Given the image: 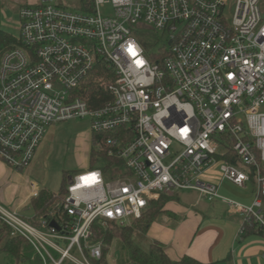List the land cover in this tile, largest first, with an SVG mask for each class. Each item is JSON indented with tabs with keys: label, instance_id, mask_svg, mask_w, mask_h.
<instances>
[{
	"label": "built area",
	"instance_id": "1",
	"mask_svg": "<svg viewBox=\"0 0 264 264\" xmlns=\"http://www.w3.org/2000/svg\"><path fill=\"white\" fill-rule=\"evenodd\" d=\"M6 2L16 7L0 0V160L25 170L50 127L89 119L122 162L111 179L73 176L39 222L0 205V228L31 247L23 264H98L95 227L131 225L180 192L221 201L242 235L251 225L264 236V0H26L17 37L3 30ZM98 67L112 73L110 99L91 109L76 91ZM213 168L240 189L253 178V202L204 180Z\"/></svg>",
	"mask_w": 264,
	"mask_h": 264
},
{
	"label": "crops",
	"instance_id": "2",
	"mask_svg": "<svg viewBox=\"0 0 264 264\" xmlns=\"http://www.w3.org/2000/svg\"><path fill=\"white\" fill-rule=\"evenodd\" d=\"M91 149L92 134L83 149V158L90 159ZM203 178L220 184L221 194L233 199L224 189L226 181L221 182L218 168L209 170ZM43 187L45 184L32 180L27 171H16L0 160V205L3 207L22 216L31 211V218L34 215L31 208L34 191L40 192ZM246 190L248 194L242 203L251 204L255 182H249ZM192 194L196 196L195 201H182L178 196L177 201L166 205V213L147 233L148 242L162 244L173 261L188 257L198 264H264V236L259 233L242 235V220L231 213L228 206L219 200L208 202L196 193Z\"/></svg>",
	"mask_w": 264,
	"mask_h": 264
},
{
	"label": "trees",
	"instance_id": "3",
	"mask_svg": "<svg viewBox=\"0 0 264 264\" xmlns=\"http://www.w3.org/2000/svg\"><path fill=\"white\" fill-rule=\"evenodd\" d=\"M95 73H98V76L90 79ZM111 76L112 73L106 68H96L80 88L77 89L76 95L85 100L91 109L100 108L110 99L109 94L103 86L104 82L108 83L111 80ZM106 137L107 135L105 134H92L89 166L91 170H101L107 179H111L118 173L114 169L121 168L122 162L116 157L109 155L108 149L102 144ZM226 156L231 157L232 153L227 151L224 154L225 158ZM235 164L239 165V162ZM19 171L22 172L23 170ZM73 176L69 175V173L64 174L58 193L43 189L36 198H33L31 208L34 215L30 220L31 222H39L41 219L48 218L51 213L58 209L57 207L68 196V187ZM252 182H255L253 178ZM175 195L163 194L158 200L151 201L143 215L139 219H136L132 225H112L108 230L95 227L93 242H102L104 245L103 258L98 264H198L188 257L180 261H173L168 257L166 249L162 244L158 242L144 243L147 240V233L151 225L166 213V205L171 201L178 200V196L175 197ZM250 233L257 232L253 226L245 225L244 235ZM3 239L4 241L2 242ZM0 242V253L5 252L8 254L15 264H23V261L26 260L30 261L33 256L29 243L22 238L11 237L9 230L5 227L0 228ZM143 243L146 245H143ZM116 248L119 251L116 252ZM111 250L114 252L112 256L114 254L117 256V260L113 263H111V259L109 258Z\"/></svg>",
	"mask_w": 264,
	"mask_h": 264
},
{
	"label": "rangeland",
	"instance_id": "4",
	"mask_svg": "<svg viewBox=\"0 0 264 264\" xmlns=\"http://www.w3.org/2000/svg\"><path fill=\"white\" fill-rule=\"evenodd\" d=\"M10 3L14 4L16 7L10 9L7 2L3 4V10L5 12V16L2 19L3 30L17 37L19 35L17 12L19 8L27 2L26 0H10ZM102 11L104 14H111V6L106 5ZM163 44L162 41L158 43L155 50L162 48ZM96 76H98V73H95L90 79ZM91 134V122L89 119H76L53 125L48 129L45 141L41 144L35 160L27 169L23 170L22 173H26L27 171V174L29 173L32 180L41 185L45 184V187H43L44 189L47 188V190L51 192L58 193L65 173H69V175L73 176L86 172L90 168L89 160L83 158V149L87 141H90ZM224 189L230 192L234 200L241 201V203L248 194L246 189H240L229 182H225ZM174 195L175 197L180 196L182 201L186 202L196 200V196L192 194V192L171 194V196ZM29 214H31V211H26L24 216L29 218ZM3 241L4 239L2 242ZM144 243H148V241L146 240ZM144 243L143 245H146ZM113 250H111V254L109 253L111 263L117 260L115 254L112 256L114 253ZM115 251L117 252L119 250L116 248ZM0 264L15 263L8 254L2 252L0 253Z\"/></svg>",
	"mask_w": 264,
	"mask_h": 264
},
{
	"label": "water",
	"instance_id": "5",
	"mask_svg": "<svg viewBox=\"0 0 264 264\" xmlns=\"http://www.w3.org/2000/svg\"><path fill=\"white\" fill-rule=\"evenodd\" d=\"M52 226L55 227L56 229H59V227L55 223H52Z\"/></svg>",
	"mask_w": 264,
	"mask_h": 264
},
{
	"label": "bare ground",
	"instance_id": "6",
	"mask_svg": "<svg viewBox=\"0 0 264 264\" xmlns=\"http://www.w3.org/2000/svg\"><path fill=\"white\" fill-rule=\"evenodd\" d=\"M17 171V170H16Z\"/></svg>",
	"mask_w": 264,
	"mask_h": 264
}]
</instances>
